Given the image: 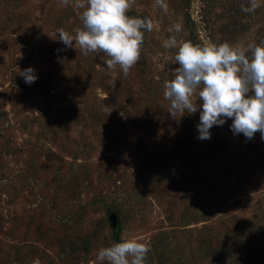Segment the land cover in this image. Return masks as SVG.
I'll use <instances>...</instances> for the list:
<instances>
[{
    "label": "rangeland",
    "instance_id": "rangeland-1",
    "mask_svg": "<svg viewBox=\"0 0 264 264\" xmlns=\"http://www.w3.org/2000/svg\"><path fill=\"white\" fill-rule=\"evenodd\" d=\"M164 3L129 10L153 29L125 76L59 40L83 27L75 0H0V264H107L98 251L132 237L146 264H264L261 134L226 118L200 140V109L172 116L163 95L179 67L166 39L260 45L264 0Z\"/></svg>",
    "mask_w": 264,
    "mask_h": 264
},
{
    "label": "clouds",
    "instance_id": "clouds-1",
    "mask_svg": "<svg viewBox=\"0 0 264 264\" xmlns=\"http://www.w3.org/2000/svg\"><path fill=\"white\" fill-rule=\"evenodd\" d=\"M69 0H62L67 5ZM135 0H75L82 9L83 27L75 35L57 29L59 40L66 46L78 45L83 55L103 53L108 70L117 67L127 76L138 63L144 42V30L152 31L153 21L128 15ZM157 5L167 10L164 0ZM260 7L259 0H250L245 13ZM182 31L174 24L169 32ZM164 47L177 49L172 79L164 82V98L169 101V113H196L200 109L198 139L211 138L210 129L232 120L234 134L252 139L256 132L264 140V41L260 45L216 44L205 38L202 43L178 41L176 36L165 40ZM26 83L37 79L32 68L19 71ZM114 84V83H113ZM253 93L249 95V93ZM202 101L197 104L196 101ZM150 244L132 237L115 242L98 251L97 260L107 264H146ZM34 264H39L35 261Z\"/></svg>",
    "mask_w": 264,
    "mask_h": 264
},
{
    "label": "water",
    "instance_id": "water-1",
    "mask_svg": "<svg viewBox=\"0 0 264 264\" xmlns=\"http://www.w3.org/2000/svg\"><path fill=\"white\" fill-rule=\"evenodd\" d=\"M109 224L113 230H116V217L114 213H110L108 216Z\"/></svg>",
    "mask_w": 264,
    "mask_h": 264
},
{
    "label": "trees",
    "instance_id": "trees-1",
    "mask_svg": "<svg viewBox=\"0 0 264 264\" xmlns=\"http://www.w3.org/2000/svg\"><path fill=\"white\" fill-rule=\"evenodd\" d=\"M158 244H159V245H162V244H163V240L158 241ZM160 251H161V250H160Z\"/></svg>",
    "mask_w": 264,
    "mask_h": 264
}]
</instances>
